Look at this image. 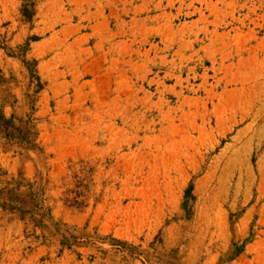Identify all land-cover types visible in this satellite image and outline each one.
I'll return each instance as SVG.
<instances>
[{"label":"rangeland","instance_id":"obj_1","mask_svg":"<svg viewBox=\"0 0 264 264\" xmlns=\"http://www.w3.org/2000/svg\"><path fill=\"white\" fill-rule=\"evenodd\" d=\"M0 264H264V0H0Z\"/></svg>","mask_w":264,"mask_h":264}]
</instances>
